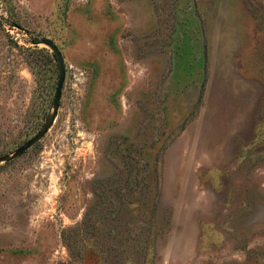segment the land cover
Segmentation results:
<instances>
[{"label":"rangeland","instance_id":"rangeland-1","mask_svg":"<svg viewBox=\"0 0 264 264\" xmlns=\"http://www.w3.org/2000/svg\"><path fill=\"white\" fill-rule=\"evenodd\" d=\"M41 38L0 264H264V0H0V158Z\"/></svg>","mask_w":264,"mask_h":264},{"label":"water","instance_id":"water-1","mask_svg":"<svg viewBox=\"0 0 264 264\" xmlns=\"http://www.w3.org/2000/svg\"><path fill=\"white\" fill-rule=\"evenodd\" d=\"M42 43L47 44L48 46H50L52 48V50L55 52L57 60H58V64H59V77H58V83H57V87H56V92H55V97H54V109H53V113L50 117V120L44 125V127L31 139H29L25 145H23L22 147H20L15 153H13L12 155L8 156V157H3L0 158V161L2 160H10L20 154H22L23 152H25L27 149H29L32 145H34L36 143V141H38L43 135L46 134V132L48 131L50 125L52 124V122L54 121L56 115H57V111L60 105V100H61V95H62V89H63V85H64V81H65V75H66V67H65V61H64V57L62 52L60 51V49L58 48V46L46 39V38H41L40 39Z\"/></svg>","mask_w":264,"mask_h":264},{"label":"trees","instance_id":"trees-1","mask_svg":"<svg viewBox=\"0 0 264 264\" xmlns=\"http://www.w3.org/2000/svg\"><path fill=\"white\" fill-rule=\"evenodd\" d=\"M76 226L75 227H69L67 230H76ZM61 237H62V240H63V242H66V236H65V231L63 230L62 232H61ZM70 250V249H69ZM72 252V251H71ZM80 257H79V255H76V254H74V253H71V255H70V258H69V263H73V262H76V261H79L78 259H79ZM67 262V263H68Z\"/></svg>","mask_w":264,"mask_h":264}]
</instances>
